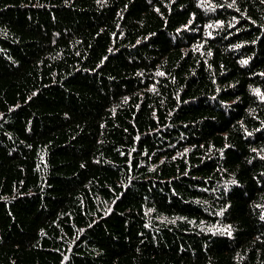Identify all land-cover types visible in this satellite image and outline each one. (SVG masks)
<instances>
[{
	"label": "trees",
	"instance_id": "16d2710c",
	"mask_svg": "<svg viewBox=\"0 0 264 264\" xmlns=\"http://www.w3.org/2000/svg\"><path fill=\"white\" fill-rule=\"evenodd\" d=\"M0 264H264V0H0Z\"/></svg>",
	"mask_w": 264,
	"mask_h": 264
}]
</instances>
